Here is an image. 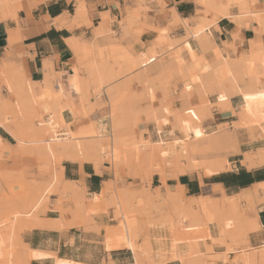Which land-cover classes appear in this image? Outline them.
Returning <instances> with one entry per match:
<instances>
[{
	"label": "bare ground",
	"instance_id": "1",
	"mask_svg": "<svg viewBox=\"0 0 264 264\" xmlns=\"http://www.w3.org/2000/svg\"><path fill=\"white\" fill-rule=\"evenodd\" d=\"M200 2L214 14L212 18L197 16V25H184L187 31L186 41L194 40L195 47L199 46L202 51L192 50V57L188 61L177 56L180 51L176 49L167 53L169 60L166 64L169 65L173 60L178 65L176 73L181 75L177 106L172 103L173 91L161 85L159 80L155 87L153 80L146 76L147 69L162 55L161 52L157 57L158 54L152 49L147 51L148 54L137 55L129 64L116 67L117 71L95 61L91 67L92 86L82 76L78 78L77 73L72 75L77 103L71 100L58 103L61 89L59 87L52 91L48 75L42 83H31L29 80L24 83L23 74L12 63H4L0 67V85L4 83L8 91L13 90L18 95L16 100L2 99L0 126L21 120L20 115L27 113L24 122L37 133L44 134L40 138L33 137L32 141L15 136V144L4 143L0 138L3 146L21 149L24 145L31 144L34 145L35 153L48 157L53 163L59 164L63 160L77 161L80 164L87 162L92 163L97 171L101 160H108L112 166L137 163L134 159H139L141 163L142 160L148 161L147 164L157 163V169L154 170L165 186L164 190L159 188L153 196L147 193L136 196L133 191L126 189L114 195L120 223L114 233L117 238L110 233L108 239L113 243L109 246L131 251L134 264H163L175 259L179 264H208L219 258L226 263L228 255L235 249L227 241L239 237L246 240L248 232L257 227L255 218L246 216L245 211L238 206L240 199L244 198L247 208L252 207L250 195L228 196L220 186H214L213 192L220 193L217 200L199 194L187 197L183 193L184 186L179 182L175 187L166 184L165 170L168 169L178 175H188L199 166L208 175L229 170L227 156L239 152L240 138L244 135L247 142L245 141L246 149L241 153V163L247 168L264 164V47L252 51H219L216 46H211L212 41L208 38L210 28L216 25L219 17L236 20L237 25L241 26L240 19H256L258 13L249 10L247 5L250 3L247 4L246 0ZM233 5L239 10L238 17L230 14L229 9ZM20 8L21 0H0V19H16ZM84 11L82 3L77 12L83 14ZM257 21L260 30H264V23L261 24L260 19ZM10 41H13L11 33ZM44 63L46 66L50 65L47 60ZM131 68L135 71L133 77L141 85L136 91L130 89L129 79L120 75L123 70ZM9 72L11 76H8ZM22 83L27 84H23L26 87ZM154 88L162 92L160 98L155 96ZM90 94H93V99L89 97ZM192 95H195V102L191 101ZM232 95H240L235 107L231 102ZM210 96H213V100H210ZM143 100L146 103L141 104ZM11 106L13 110L8 115L5 109ZM38 106L42 109L43 116L36 113ZM100 106L105 107L106 114L95 115L94 120H86L85 124L72 129L73 123L86 119ZM65 108L71 112L72 122L64 119L62 113ZM220 109L231 112V124L223 128L211 125L202 127V122L210 119L214 110ZM31 111L35 113L34 116L29 114ZM142 116L152 131L142 128L140 135L135 136L134 131ZM168 116H171V121ZM58 129L63 130L59 132ZM144 132L148 133L147 137ZM152 135L157 139L154 140ZM196 157H200L202 161L198 162ZM38 186L40 188L36 195H31L30 200H26L27 203H12L11 210H7V216L0 221L6 264H14L12 246L16 238L14 232H6L7 226H15L22 217L26 220L22 222L25 228L40 226L42 224L37 213L45 209L44 206L52 195L70 193V199L74 198L73 200L80 196L74 182L64 181L61 175H53L51 180L43 181ZM110 188V184L104 182L100 194L92 195V198L96 202L100 201ZM253 193L264 198V182L255 184ZM153 198L165 199L169 204V211L153 206ZM98 208L96 207L97 211ZM154 210L158 212L157 217L151 216ZM52 225L62 227L60 223ZM199 229L201 233H198ZM214 247H225L226 250L217 255L216 252L211 253ZM246 247L249 245L244 248ZM56 264L85 263L61 260ZM230 264H264V246L258 250L240 248L239 254Z\"/></svg>",
	"mask_w": 264,
	"mask_h": 264
},
{
	"label": "crops",
	"instance_id": "2",
	"mask_svg": "<svg viewBox=\"0 0 264 264\" xmlns=\"http://www.w3.org/2000/svg\"><path fill=\"white\" fill-rule=\"evenodd\" d=\"M22 1L16 19H0V67L4 63H12L22 72L26 81L29 80L31 83H42L48 75L51 83L49 85L53 87L52 91H56L59 87L61 89L58 103L63 104L67 100L77 103L71 78L77 73L78 78L82 76L85 80L91 79L89 71L93 63L98 61L91 57L92 52L99 49L108 50L112 47L115 51H125L135 57L142 53L148 54L147 51L152 49L151 51L158 54L157 57L161 52L162 55L147 69L146 76L153 80L155 87L158 85V80L161 82L170 77L171 86L167 89L173 91L171 96L173 105H179L177 96L181 75L176 73L178 65L176 66L173 60L169 65L166 64L169 60L167 53L176 49L180 51L177 56L182 60L185 58L183 61H188L192 57V50L202 51L199 46L195 47L194 40L186 41L187 31L184 25L194 27L199 22L196 17L203 15L204 8L200 0H198L200 4L197 0H79L85 7L80 17L75 14L79 5L78 3L76 7V0ZM246 2L250 3L247 5L249 10L258 13L256 19H260V23L263 24L264 0H246ZM236 8L237 6L233 5L229 9L232 17L240 15ZM135 14H138L137 18ZM206 17L212 18L211 13ZM248 18L243 19L244 23L240 19V26L237 25L236 20L219 17L208 34L213 44L211 46H216L219 51H252L264 47V30H260L261 27L254 17L251 20ZM10 33L13 36L12 42ZM46 60L50 65H45ZM113 70L118 69L113 67ZM123 71H130L127 75L130 89L139 90L141 85L133 77L134 68ZM0 87L1 95L10 93L7 92L4 83H1ZM154 93L157 98L162 96V92L157 88H154ZM236 97L239 100L240 95H232L231 100ZM191 98V101L195 102V95ZM143 101L141 104L146 103L145 100ZM106 111L102 108L100 113L106 114ZM100 113L97 111L96 114L91 113L86 119L94 120V115ZM62 115L67 122H72V114L68 108L63 110ZM85 123V119H79L71 127L74 130ZM0 138L4 143H13L11 135L3 127H0ZM244 149L246 145L241 143L239 152L230 155L229 170L200 178L197 175L191 177L179 175L177 179L169 177L166 184L175 187L179 182L178 184L184 186V194L187 197L199 194L210 199H219L220 195L213 197L210 193H206V189L211 187L213 191L215 185L220 186L228 196L250 195L253 208L249 207L246 211L249 217L255 218L257 227L250 230L246 236L249 245L247 249L258 250L264 246V198L260 195L255 196L253 187L257 183L264 182V164L252 168L245 167L241 163V153ZM57 168L55 170L58 176L61 175L64 181L74 182V185L77 183L75 186L84 189L88 195H91L92 200V195L100 194L103 183L110 180L109 172L105 170L104 165L99 167L98 172L91 163L80 164L77 161L63 160ZM238 181H250V183L240 187L236 183ZM55 195L51 196L53 202L48 210L38 216L42 225L22 229L19 234L20 243L12 248L13 255L15 251L27 255L25 260L20 257L23 264H56L61 260L85 264H134L133 255L128 249L105 247L104 227L110 225L108 221L111 219L112 211L93 213L94 226L90 225L86 228L79 224H69L73 222L71 216L68 213L60 214L59 209L55 207L58 206ZM69 195L70 193L65 194L70 198ZM63 203L62 209H72L70 200H64ZM240 203L245 205L246 200L242 198ZM46 205L47 203L44 208ZM44 211L45 209L42 213ZM58 223L62 224V227H53L52 224ZM210 228L213 230L212 226ZM213 251L221 253L222 248L214 247ZM28 252L31 254L28 255ZM234 256L235 252L228 255L229 264L235 259ZM163 264H179V261L175 259ZM216 264H224V262L218 261Z\"/></svg>",
	"mask_w": 264,
	"mask_h": 264
},
{
	"label": "rangeland",
	"instance_id": "3",
	"mask_svg": "<svg viewBox=\"0 0 264 264\" xmlns=\"http://www.w3.org/2000/svg\"><path fill=\"white\" fill-rule=\"evenodd\" d=\"M197 2L199 3L198 0H197ZM78 3H79V5H78ZM22 4H23V1H22ZM81 4H82V2H79V0H76V7H77V5H78V7L77 8L75 7L76 8L75 14L78 17L83 15V14H79L77 12V9L79 8V6ZM202 6L204 7L203 11H202V14L204 16H206L208 13H211V16L214 15L203 4H202ZM135 17L137 18L138 14H135ZM91 57L98 60L100 63L104 64L105 66L121 67V65L129 64L131 62V60H133L136 56L132 57L125 51H115L114 48L110 47L108 50H106V49L100 50L99 49L98 51L92 52ZM14 68H15V66H14ZM122 72L123 73L120 74L121 76L125 75L127 77V75L129 74L128 73L129 71H122ZM8 76H11V73ZM89 77L91 78V71H89ZM24 79L25 78L23 76V81H24V83H26V80H24ZM171 80L172 79L170 77H168V78L164 79L163 81H161V85H164L165 88H167V87L171 86ZM86 81L90 86H92L94 84L92 79H90L89 81L88 80H86ZM24 83H22V86ZM23 87H25V86H23ZM23 87H22V90H24ZM15 91H17V90H15ZM7 92H8V90H7ZM15 95H16V93H14L13 90L10 91V93L8 92L7 95H1L0 94V103L2 104V99H6L7 101L16 100L18 95H16V96ZM19 96H21V95H19ZM89 97L92 98L93 94L92 95L90 94ZM210 100H213V99L210 98ZM238 101H239L238 97L232 99L231 100L232 105L235 107V105L237 104ZM102 108L105 109V107H102V106L96 107L94 114H96V111H97V113H100ZM36 109H38L36 111L37 114H40V116L44 115V113L42 112V109L39 106ZM12 110H13V107L11 106V108L5 109V113L8 115L9 114L11 115ZM212 113H213V115H212V117H210V119H207V120L202 122V127L206 128L208 125H211L214 128H223V127H227L226 125L231 124L230 122H232L233 118L230 117V115H231L230 111L227 112V111H223L220 109L219 111L214 110ZM29 114L32 116L35 115V113L33 111H31ZM100 114H102V113H100ZM25 115H27V113H22L20 115V118H22L21 120H18L16 122L6 123L4 126H0V127H3L6 131H8V133L11 135L12 142H13L12 144L16 143L15 136H17L20 139L25 140V141H32V140H34L33 137L40 138L41 136L44 135V134H41V132L37 133L33 129V127H30L28 124H26L24 122V120H25L24 116ZM85 120H87V119H85ZM168 120L171 121V116H168ZM142 128H147V130L149 132L152 131L151 126L146 125L144 116L139 118V124H138V127H136V129H135L136 132L134 131V135L135 136L140 135L141 131L143 130ZM58 130L60 132V130H63V129H58ZM147 134H148L147 132H144V135L146 137L148 136ZM244 136H241L240 139H242L241 143L246 145L245 143L247 142V137L245 136V138H244ZM152 138L154 140L157 139V137H155L153 135H152ZM33 148H34V145H31V144L24 145L23 148H21V149L17 148L16 146H14V147H6L3 145L0 146V216H1L0 221L3 220L7 216L6 212L11 210L13 204L16 205V204H18V202H19V204L20 203L24 204L26 202V200L29 201L32 196L36 195L39 188H40L38 186L40 183H42L43 181L51 180L53 175L58 176L57 170H55V168L58 169L57 166L58 165L60 166L61 163H59V164L53 163L48 157H46L40 153L39 154L35 153ZM3 152H5L7 154H5ZM230 155L231 154H229L227 156V159L230 158ZM196 159L198 160V162L202 161V159L200 157H196ZM135 160L138 161L137 162L138 164L136 162L135 163L130 162V164H127V165L118 164L117 166H112L108 160H101V162L99 163V167H102V165L106 166L105 170L109 172V178H110V180L107 182L110 184L111 188L109 191H107L104 194V196H103L104 198L102 197L101 199H99L100 201L96 202V201H94V199L92 200L91 195H88L84 189H80L77 187L76 188L79 191L80 196L76 200L70 199L69 197L65 196V194H60V193H58L54 196L57 198V203H58V206H55V207L57 209H59L60 214H65V213L70 214L73 222L69 223V224H74V225L79 224V225H82L83 227H86V228L89 227L90 225L94 226L95 224L93 221V216L95 214H93V213L99 214V213H107L108 210L112 211V214L110 215L111 221L110 220L108 221V223L110 225L104 227L105 235H104L103 241H104L105 247L107 249L117 248V247H110L109 245H111L113 242L108 239V238H110V233H113L114 238H117V236L114 233L119 228L118 226L120 223V217H119V214L117 213L118 207L114 202V200H115L114 195L116 193L120 194L123 191H125V189H126V191L127 190L133 191V193L136 196H138V195L141 196V195H144L146 193L149 194V196H153L155 191H157L159 188L161 190L165 189V186H163V184L159 181V179H160L159 176L155 173L156 172L155 170L157 169V167H155V166H157L156 162H155L156 165H154V164H150L151 162L147 164L148 161H146V160H142L143 161L142 163L139 162V159L138 160L134 159V161ZM99 171H100V169L98 170V172ZM165 173H166L167 178L171 177V178L175 179L176 176H177V178L179 176L175 171H172V169L165 170ZM194 175H197L199 178L201 176H209L207 174L206 170L201 166H199L197 170H194L192 173L188 174V176H190V177L194 176ZM75 185H77V183H75ZM215 186H217V185H215ZM213 189H214V187H213ZM183 193H184V191H183ZM206 193H210L211 196H213V197L220 195V193H214L212 191V187H211V189L210 188L206 189ZM112 195H113V198H112ZM52 198L53 197H51V200H49L47 202V205L45 207V211L43 213L42 212L37 213V218L40 214H44L48 210L49 205L53 202ZM11 200H13L14 202H11ZM64 200H70L72 202L71 203L73 206L72 209H62V206L64 204L63 203ZM215 200H217V199H215ZM6 201H7V203H6ZM152 205L153 206H160L166 212L169 211V209H170L169 204L165 199L161 200V199L153 198ZM95 206L99 207L98 211L96 210ZM238 206L240 207V209L242 211H245V213H246L245 215L248 216V213L246 211L247 210V204L242 205L241 203H238ZM93 209H94V211H93ZM95 210H96V212H95ZM84 214H86V215H84ZM157 215H158V212H156L154 210L152 212L151 216L157 217ZM24 219H25V217H24ZM23 221L24 220L22 217L15 224V226L10 225V226H7L5 228L7 233H8V230L14 232V235L16 238L14 240L13 246H16L18 243H20L19 234H20L21 230L25 228L23 226V223L26 220L24 222ZM197 231H198V233H201V229H199ZM3 233H4V231H3ZM106 234L108 237H106ZM116 240L117 239H115V241ZM227 243L231 248H235L234 251H232V253L235 252V256L239 254L240 248H243V249L248 248V247L244 248L247 245V242L244 239V237L243 238L239 237V238L229 239L227 241ZM13 246H12V248H13ZM225 250H226V248L222 247V252L221 253L216 252V254L217 255L223 254V252ZM213 252L214 251H211V253H213ZM4 254H5V245H3L2 232L0 231V264H6V259H5ZM28 255H30V254H28ZM20 257H22L23 260H25V258H27V255L24 254V252L21 255L20 251H15V253L13 255V252H12V261L14 264H18V263L23 264V262L20 261ZM218 261L224 262L219 258V259H216V262H211L208 264H216ZM224 264H229V263L224 262Z\"/></svg>",
	"mask_w": 264,
	"mask_h": 264
},
{
	"label": "trees",
	"instance_id": "4",
	"mask_svg": "<svg viewBox=\"0 0 264 264\" xmlns=\"http://www.w3.org/2000/svg\"><path fill=\"white\" fill-rule=\"evenodd\" d=\"M236 176H238V175H236ZM181 182H182V177H181ZM236 183H237L238 186L243 187V186H246L247 184H249L250 181L249 182H240V181H238Z\"/></svg>",
	"mask_w": 264,
	"mask_h": 264
}]
</instances>
